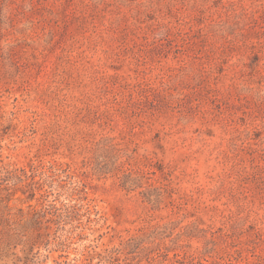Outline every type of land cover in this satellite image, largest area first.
Wrapping results in <instances>:
<instances>
[{"label": "rangeland", "instance_id": "obj_1", "mask_svg": "<svg viewBox=\"0 0 264 264\" xmlns=\"http://www.w3.org/2000/svg\"><path fill=\"white\" fill-rule=\"evenodd\" d=\"M0 159V264H264V0H0Z\"/></svg>", "mask_w": 264, "mask_h": 264}, {"label": "trees", "instance_id": "obj_2", "mask_svg": "<svg viewBox=\"0 0 264 264\" xmlns=\"http://www.w3.org/2000/svg\"><path fill=\"white\" fill-rule=\"evenodd\" d=\"M15 113V112H14ZM3 161V159H0V162H2ZM0 169H4L7 173H8V175L5 173V177H4V181L5 180H9V179H12L11 177H19V176H17V174H16V171L18 170V168L17 167H13V169H10L9 168V166H7V165H5V164H3V165H0ZM13 173V174H12ZM13 175V176H12ZM18 179H20L19 181H22V179L19 177Z\"/></svg>", "mask_w": 264, "mask_h": 264}]
</instances>
